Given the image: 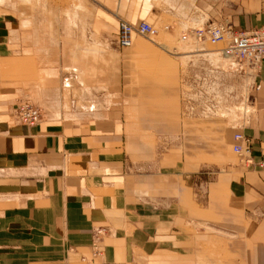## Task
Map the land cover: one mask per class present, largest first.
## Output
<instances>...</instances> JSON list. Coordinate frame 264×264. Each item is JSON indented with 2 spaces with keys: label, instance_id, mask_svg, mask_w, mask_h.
I'll return each instance as SVG.
<instances>
[{
  "label": "crops",
  "instance_id": "0c3cea01",
  "mask_svg": "<svg viewBox=\"0 0 264 264\" xmlns=\"http://www.w3.org/2000/svg\"><path fill=\"white\" fill-rule=\"evenodd\" d=\"M229 3L234 8H210L215 22L236 31L264 27V0ZM153 8L144 0H116L100 9L136 24L152 18ZM9 20L0 16V264H264V60L251 77L224 74L235 84L251 78V111L235 133L248 140L252 164H225L221 150L199 146L198 155L213 157L207 166L191 159L188 147L169 143L192 138L183 121L152 113L154 98L194 88L192 78L201 82L205 68L154 59L136 36L131 48L139 66L132 71L111 40L110 48H87L82 56L36 53L22 47ZM101 26L89 20L92 30ZM130 75L137 95L128 105ZM23 99L40 109L38 124L15 121ZM131 108L149 113L131 115ZM203 123L199 144L219 140L216 131L206 137ZM235 133H228L227 146L237 143Z\"/></svg>",
  "mask_w": 264,
  "mask_h": 264
},
{
  "label": "rangeland",
  "instance_id": "374dc122",
  "mask_svg": "<svg viewBox=\"0 0 264 264\" xmlns=\"http://www.w3.org/2000/svg\"><path fill=\"white\" fill-rule=\"evenodd\" d=\"M144 1L155 7L153 8L155 13L152 18L144 21L157 28L158 34L151 38L136 36L135 42H141L151 48L153 53L156 54L154 59L157 58L166 62L177 60L183 68L189 63L191 64V69H196L197 71H201V68L206 69L205 74L207 77H200L202 78V83L199 82L198 77L192 78L195 81L193 83L194 88L191 87L184 93L171 94V98H164L159 94L158 98L153 99L156 102V105H152V113L157 114L155 117L159 119L171 117L183 121L185 123L184 128L187 129L189 127V136H192L190 140H178L169 143L180 149L183 146L185 148L188 147L191 156H193L191 159L199 160L200 158L207 166L213 163V157L198 155L199 146L206 148L207 153L217 149L221 150L222 155L226 156L225 164L238 162V158L232 152V148L226 145L225 138L228 133H235L236 128L243 127L246 124L245 117L251 111L247 107V101L249 100L247 97L249 94L247 84H249L251 78L246 76L243 78L239 77L237 84L233 81H228L224 74L225 72H231L226 70L225 61L217 53L216 47L206 41L197 42L191 36L187 37V40L182 41V36H185L190 30L203 27L208 22H215L211 17L213 14L209 12L210 8H218L215 5L220 3L221 8H234L229 3L230 0ZM115 2L116 0H0V16L9 18V21L13 23V28L16 31L13 32L14 37L26 42L22 47L28 48L29 46L36 53L38 50H45V52L55 51L67 56H71V54L82 56L87 52V48L88 50L93 49L95 50L94 52L98 53L102 52L104 48H110L108 44L110 40L115 41V27L118 26L120 18L115 21L107 17L100 9L102 6L112 7ZM94 10L97 12H94ZM92 17L101 22V28L92 30V28L88 27L89 20H92ZM175 25L177 27L173 30L172 27ZM165 27H168V29L165 30ZM53 36L59 42L57 45L52 46L48 43L36 44L39 39L42 42H48L49 39L54 38ZM87 38H90V40ZM91 40L103 42V44L89 45L88 42ZM18 46L14 45L13 47L18 48ZM108 51L111 52V50ZM118 52L125 56L127 60H130L127 63L129 64L127 66L129 70L132 71L135 66H139L138 62L133 60V48L118 49ZM200 62H204V64H199ZM145 70L147 74L156 73L155 69L145 68ZM153 79L156 78L154 77ZM157 79L164 81L166 77H157ZM203 79H206V84H204ZM126 81L124 96L129 105V101H131L130 104H133V100H136L134 98L137 94L133 92L136 79L130 75L127 76ZM197 82L201 83V85L199 86ZM230 84L232 87H234V84L237 86L236 91L233 92L234 88L231 91ZM115 95L117 96L118 94ZM120 96L123 97V94L120 93ZM166 99L170 104H173L169 108L164 107L167 104ZM30 102L33 103L32 101ZM142 102L145 103L144 100ZM136 111L141 113L142 116H145L146 112L149 113L146 108H131L128 110L131 115H134ZM199 121L206 123L201 126L202 129L205 128L207 138L210 132L216 131L215 136L220 139L215 141L207 139L199 144L197 139ZM158 143L161 145L165 142L158 141ZM225 164L223 163L220 166L222 171H224ZM203 171V174L207 177L208 169Z\"/></svg>",
  "mask_w": 264,
  "mask_h": 264
},
{
  "label": "built area",
  "instance_id": "2783aa9c",
  "mask_svg": "<svg viewBox=\"0 0 264 264\" xmlns=\"http://www.w3.org/2000/svg\"><path fill=\"white\" fill-rule=\"evenodd\" d=\"M164 29L167 30L168 27ZM157 34V28L146 21L133 24L119 19L115 43L119 49H127L132 46L135 36L151 38ZM189 36L197 42L206 41L216 47L217 53L225 61L226 70L231 73L252 76L259 62L264 60V27L251 31H236L226 21L208 22L203 27L190 30L182 36V41L187 40ZM13 117L22 125L34 126L41 121V111L29 100H21ZM233 138L237 143L232 145V152L240 163L251 165L250 149L244 146L248 140L241 133H235ZM260 165L264 167V163ZM101 234V230L95 232V243Z\"/></svg>",
  "mask_w": 264,
  "mask_h": 264
},
{
  "label": "bare ground",
  "instance_id": "6f19581e",
  "mask_svg": "<svg viewBox=\"0 0 264 264\" xmlns=\"http://www.w3.org/2000/svg\"><path fill=\"white\" fill-rule=\"evenodd\" d=\"M6 1V0H5ZM2 5V4H1ZM46 77V76H45Z\"/></svg>",
  "mask_w": 264,
  "mask_h": 264
}]
</instances>
